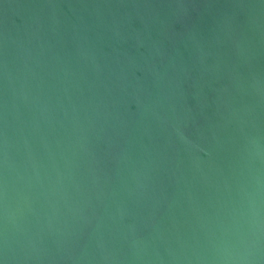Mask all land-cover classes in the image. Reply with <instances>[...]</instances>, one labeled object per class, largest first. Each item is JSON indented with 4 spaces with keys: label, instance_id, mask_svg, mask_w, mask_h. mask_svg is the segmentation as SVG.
I'll use <instances>...</instances> for the list:
<instances>
[{
    "label": "water",
    "instance_id": "95a60500",
    "mask_svg": "<svg viewBox=\"0 0 264 264\" xmlns=\"http://www.w3.org/2000/svg\"><path fill=\"white\" fill-rule=\"evenodd\" d=\"M0 264H264V0H0Z\"/></svg>",
    "mask_w": 264,
    "mask_h": 264
}]
</instances>
